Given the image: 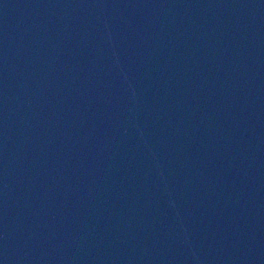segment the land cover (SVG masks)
<instances>
[{
  "label": "water",
  "instance_id": "water-1",
  "mask_svg": "<svg viewBox=\"0 0 264 264\" xmlns=\"http://www.w3.org/2000/svg\"><path fill=\"white\" fill-rule=\"evenodd\" d=\"M0 264H264V0H0Z\"/></svg>",
  "mask_w": 264,
  "mask_h": 264
}]
</instances>
